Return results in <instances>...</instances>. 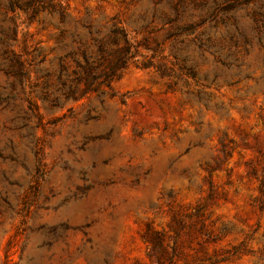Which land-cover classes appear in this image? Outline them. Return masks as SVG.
Instances as JSON below:
<instances>
[{
  "label": "rangeland",
  "instance_id": "rangeland-1",
  "mask_svg": "<svg viewBox=\"0 0 264 264\" xmlns=\"http://www.w3.org/2000/svg\"><path fill=\"white\" fill-rule=\"evenodd\" d=\"M57 2L81 33L135 31L146 56L52 106L58 15L27 23L19 10L15 49L37 108L19 86L0 104V264H264V47L239 48V67L191 47L192 79L171 65L160 22L143 27L150 0ZM64 62L69 83L76 65Z\"/></svg>",
  "mask_w": 264,
  "mask_h": 264
},
{
  "label": "trees",
  "instance_id": "trees-1",
  "mask_svg": "<svg viewBox=\"0 0 264 264\" xmlns=\"http://www.w3.org/2000/svg\"><path fill=\"white\" fill-rule=\"evenodd\" d=\"M150 3V20L143 27L154 20L160 22L156 30L165 31V39L172 46L169 53L172 60L169 61L181 75L192 79L196 76V64L189 54L191 47L196 49L201 61L205 60L204 53H207L214 62L225 67L240 66L236 56L239 48L248 53L254 45L264 47V0H150ZM19 10L24 11L27 23L36 20L39 12L58 15L56 47L65 48V52L58 56L57 79L62 98L51 99L52 106L59 105L60 101L80 98L96 91L100 85L109 86L130 61L146 56L139 51L135 31L113 23L102 33L85 23L82 24L85 31L81 33L77 27L70 26L65 7L57 0H6L4 3L0 0V73L5 76V83L0 85V104L4 107L19 96V86L29 101V109L37 108L26 91L31 87L32 64L15 49ZM8 20L16 24L11 25ZM86 38L94 51L89 50ZM143 43L151 49L150 57L158 55L168 59L169 56L162 54L163 44L156 42L151 48L146 41ZM67 58L76 65L69 83L62 79ZM157 70L165 74L161 65Z\"/></svg>",
  "mask_w": 264,
  "mask_h": 264
}]
</instances>
